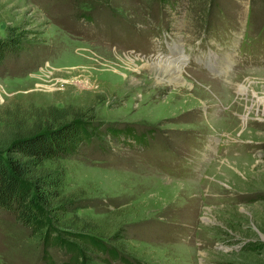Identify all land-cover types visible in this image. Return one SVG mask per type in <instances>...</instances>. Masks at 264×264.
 Wrapping results in <instances>:
<instances>
[{
  "label": "rangeland",
  "instance_id": "1",
  "mask_svg": "<svg viewBox=\"0 0 264 264\" xmlns=\"http://www.w3.org/2000/svg\"><path fill=\"white\" fill-rule=\"evenodd\" d=\"M14 39L1 147L81 128L47 226L0 210V264H264V0H0ZM167 55L182 83L141 68Z\"/></svg>",
  "mask_w": 264,
  "mask_h": 264
},
{
  "label": "trees",
  "instance_id": "2",
  "mask_svg": "<svg viewBox=\"0 0 264 264\" xmlns=\"http://www.w3.org/2000/svg\"><path fill=\"white\" fill-rule=\"evenodd\" d=\"M17 41L0 42V60L9 47H16ZM79 125V123H78ZM71 124L63 129L41 130L34 135L0 145V210L12 212L16 219L26 226L35 227L42 221L48 223L40 201L47 205L58 194L61 180L41 169L48 161L56 160L67 152L65 146L78 135L80 126ZM47 235L46 246L59 241L57 236ZM95 251L103 252L105 247L99 240H91ZM72 253L68 264H74L77 253L70 244L63 243ZM112 258V259H111ZM113 260L114 255H110Z\"/></svg>",
  "mask_w": 264,
  "mask_h": 264
},
{
  "label": "bare ground",
  "instance_id": "3",
  "mask_svg": "<svg viewBox=\"0 0 264 264\" xmlns=\"http://www.w3.org/2000/svg\"><path fill=\"white\" fill-rule=\"evenodd\" d=\"M177 49H178V47L176 46V50ZM165 57H167L169 59L170 63L174 65V68H172L171 70H166V71L161 72L157 68L156 64L147 63V62H143V66L141 68L143 70L149 71L152 74V76L156 79V81L158 83H164V84H168L169 82H171V83L172 82L173 83H182V80L180 78L181 77V74H182V72H181L182 70H180L181 57L180 58L179 57L178 58H175L174 55H171V56H168L167 55ZM185 58L186 57L182 58V60H184ZM158 60L160 61L161 58H158ZM125 66L128 68V70H131V68L134 67L133 64L132 65L131 64H127ZM219 67H221L220 69H222L223 68V65H220ZM187 88H189L188 85H187ZM241 89H243V88H241ZM180 187H181V185H180Z\"/></svg>",
  "mask_w": 264,
  "mask_h": 264
},
{
  "label": "clouds",
  "instance_id": "4",
  "mask_svg": "<svg viewBox=\"0 0 264 264\" xmlns=\"http://www.w3.org/2000/svg\"><path fill=\"white\" fill-rule=\"evenodd\" d=\"M156 66L161 72L174 68V65L170 63L167 57L161 58V60L158 61Z\"/></svg>",
  "mask_w": 264,
  "mask_h": 264
}]
</instances>
